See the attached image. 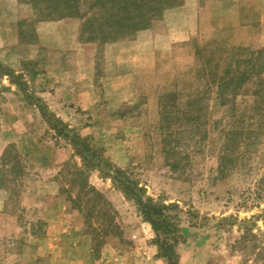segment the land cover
Segmentation results:
<instances>
[{
  "label": "rangeland",
  "instance_id": "rangeland-1",
  "mask_svg": "<svg viewBox=\"0 0 264 264\" xmlns=\"http://www.w3.org/2000/svg\"><path fill=\"white\" fill-rule=\"evenodd\" d=\"M206 1L197 0L201 24L186 41L171 45L164 41V15L173 13L180 18L182 0L166 9L150 27L131 35L112 40L94 38L90 25L70 54L38 48L37 63L2 64L13 71L9 79L15 91L0 93V149L4 141L14 140L8 149L9 157L18 154L24 171L16 180L10 174L0 176V212L11 216L4 219L0 215V264H34L23 263L21 258L34 256L33 243L42 237L46 227L48 201L35 196L39 181L53 177L61 197L65 199L67 191L73 197L77 195L78 187L70 182V173L73 163L79 165L80 160L73 155L70 137L61 131L62 125L102 148L104 156L126 169L146 194L165 204L177 205L182 236L176 248L179 264H264V116L251 109L252 97L246 92L226 105H219L215 92H209L202 102L205 108L199 126L193 130L185 129L178 120L169 125L163 119L166 113L174 120L178 115L175 108L174 114H170L173 99L167 94L175 92V101L180 103L206 83V78L195 73L197 46L220 45L226 51L232 46H264L236 44L234 37L238 34L234 35L229 28L212 31L203 25ZM17 2L32 9L30 19L18 22L21 38L32 43L33 24L37 21L33 7L26 0ZM117 50L123 53L125 73H137L130 76L132 87L121 93L111 88L112 82L105 79L104 71L109 65L107 54ZM151 52H155V58L148 55ZM136 53L139 60L132 67L131 55ZM210 56L200 52L198 60L203 63ZM217 56V52L212 55L214 60ZM47 58L55 60L60 80L58 105L51 104L47 94L40 95L41 89L45 91L49 85L36 73L44 70L41 62ZM84 92L91 95L86 105L73 103L67 97ZM18 99L26 108L21 110V122H10L7 109L14 104L16 109ZM235 128L241 133L230 135L227 142L225 133ZM175 129L179 134L165 142L168 131ZM224 150L229 157L226 169L219 171V155ZM88 181L104 191L101 193L115 209L120 227L118 235H96L97 246L100 240L106 243L107 256L117 258L118 264H166L157 257L150 226L111 180L92 170ZM79 203L83 208L79 213L83 229L91 235L92 228H101L98 224L103 223V218L93 214L90 227L85 218L88 207L83 199Z\"/></svg>",
  "mask_w": 264,
  "mask_h": 264
},
{
  "label": "trees",
  "instance_id": "trees-1",
  "mask_svg": "<svg viewBox=\"0 0 264 264\" xmlns=\"http://www.w3.org/2000/svg\"><path fill=\"white\" fill-rule=\"evenodd\" d=\"M26 1L32 5L36 20L77 17L82 20L79 38L84 30L92 25L90 31L95 34L94 38L103 40L117 39L146 29L151 26L153 21L160 19L166 9L182 3V0ZM209 45L197 46L195 50L197 56L195 73L197 76L206 78L204 87L188 94L187 98L180 103L175 101V92L167 94L166 96L173 99L170 114L173 115L175 110L178 115H176L177 119L174 120L168 113L162 114L165 122L170 125L178 120L180 125L181 122L184 123L185 129H195L199 126L201 114L205 108L202 104L203 99L212 91L215 92L219 105H226L228 102L234 101L236 96L247 92L252 97L251 109L259 116L260 114L264 116V46L258 49L232 46L226 51L224 47L221 49L220 45H216L215 48ZM200 52H208L211 56L200 63L198 60ZM215 52L218 54L217 60L212 57ZM12 72L9 68H3L0 63L1 74L10 77ZM173 108L175 109L173 110ZM55 121L62 123L57 119ZM263 125L264 119L261 122L262 127H264ZM236 129L228 130L225 133L228 136L227 142L231 139L230 135L241 133L240 130ZM62 130L65 131L66 137H70L69 142L73 149V155L80 160L79 165L73 163L74 168L70 173V182L78 187L77 195L73 197L67 191L65 199L79 213L83 211L79 200L85 201L88 207L85 218L90 227L89 219L93 214H98V217L103 218V223L98 224L101 228L98 230L96 226L90 232L93 247H95L93 251L97 250L103 243L100 240L97 246L95 243L96 235H102L103 238V236L120 233L115 209L104 195L88 181L90 172L96 170L101 178L111 180L123 197L136 207L142 220L150 226L153 233L152 242L157 249V257L162 258L166 264H179V254L176 248L177 244L182 241V236L178 226L180 218L177 205L165 204L163 200L155 199L146 194L145 188L126 169L115 166L104 156L103 149L94 146L88 137L81 136L76 131L66 128L65 125H62ZM176 133H178L177 129L169 130L163 140L171 142L176 137ZM10 147L11 144L7 145L0 155V176L4 177V175L10 174L12 175L11 178L16 180L23 174L24 164L16 153L9 157L8 149ZM228 157L229 154L225 150L219 155V171L226 169L225 163ZM66 163L70 164V161ZM172 163L171 166L174 167ZM246 231L245 233H248Z\"/></svg>",
  "mask_w": 264,
  "mask_h": 264
},
{
  "label": "crops",
  "instance_id": "crops-1",
  "mask_svg": "<svg viewBox=\"0 0 264 264\" xmlns=\"http://www.w3.org/2000/svg\"><path fill=\"white\" fill-rule=\"evenodd\" d=\"M206 13L203 18V25L212 31L220 28H229L234 35L236 44L259 46L264 44V0H207ZM182 15L175 17L173 13H167L165 18V42L169 45L179 41H186L194 36L199 24L197 14V0H184L181 6ZM30 5L17 2V0H0V63L8 66L20 62L37 63L38 48L49 51H64L69 54L74 52L80 44L79 28L80 20L77 17H65L53 20H37L33 24L35 40L32 43L21 38L18 22L22 19H30L32 16ZM249 29V33H246ZM249 34V35H248ZM122 51H115L107 54L105 68V79L111 81V88L116 93L129 89L131 80L136 71H124L122 63ZM155 58V52H151ZM132 63L139 60V53L131 55ZM40 64V63H39ZM44 70L37 71V76L45 85H49L45 91L41 89L40 95H48L50 103L60 104L57 93L59 77L56 73L55 60L47 58L41 62ZM131 67V68H132ZM134 69V68H132ZM16 71V70H15ZM45 71V72H44ZM138 72V71H137ZM133 75V77H132ZM130 76L132 78H130ZM127 81V83L125 82ZM2 90L14 92L15 86L10 82L7 75L0 73V93ZM66 97V96H65ZM73 103L88 104L91 99L89 92L69 94ZM16 109H7V120L10 122H21V113L25 104L21 100L16 101ZM9 105V103H7ZM19 106V107H18ZM19 109V111H16ZM26 110V109H25ZM17 112V113H16ZM24 113V112H23ZM15 131V130H13ZM17 133V131H15ZM20 132V130H18ZM14 140H6L0 149ZM60 161V160H59ZM104 192V191H101ZM35 196L47 199L45 208L46 227L41 238H37L34 244V256L21 258L23 263L34 264H118L117 258L107 256L108 248L102 243L99 250L93 251L91 235L83 229L80 214L73 209L70 203L58 193V184L55 178H47L37 183ZM3 201L0 199V211ZM6 219L11 216L0 212Z\"/></svg>",
  "mask_w": 264,
  "mask_h": 264
}]
</instances>
